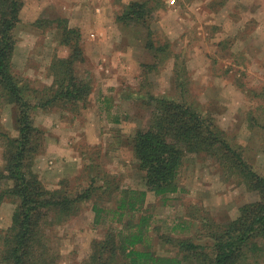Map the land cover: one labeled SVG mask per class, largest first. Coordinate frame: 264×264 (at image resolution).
I'll list each match as a JSON object with an SVG mask.
<instances>
[{
  "label": "rangeland",
  "instance_id": "rangeland-1",
  "mask_svg": "<svg viewBox=\"0 0 264 264\" xmlns=\"http://www.w3.org/2000/svg\"><path fill=\"white\" fill-rule=\"evenodd\" d=\"M131 1L25 0L15 29L14 72L35 88L50 85L51 62L70 52L62 42L68 22L82 33L85 59L77 62L76 72L93 84L86 104L34 111L44 145L30 161L31 169L50 189L61 186L63 179L77 188L90 184L93 177H106L115 188L98 189L93 199L100 203H115L122 189H146L130 139L151 119L152 106L143 96L179 95L184 88L189 98L215 116L233 141L244 145L247 158L264 172V129L251 123L253 117L264 122V94H253L264 92V0H176L174 4L151 0L156 7L148 18L151 33L147 25L120 19ZM150 39L166 48H148ZM104 60L107 70L102 72ZM177 68L183 88L174 76ZM99 73L105 74L98 79ZM111 83L117 87L99 98L98 91L115 86ZM90 100L95 106L83 111ZM16 115V105L0 99L1 186L9 184L1 177L7 139L1 131L18 136ZM180 185L166 203L154 193L147 196L146 205L155 214L150 244L161 253H176L165 237L180 222L189 223L192 211L222 222L235 218L242 204L258 198L240 177L227 174L206 152L186 155ZM94 200L86 201L81 213L67 222L51 225V245L60 254L57 264H83L93 240L105 234L109 222L104 219L110 216L96 222ZM15 207L9 198L0 204V234L11 225ZM196 228L179 227L173 233L192 236Z\"/></svg>",
  "mask_w": 264,
  "mask_h": 264
},
{
  "label": "trees",
  "instance_id": "trees-1",
  "mask_svg": "<svg viewBox=\"0 0 264 264\" xmlns=\"http://www.w3.org/2000/svg\"><path fill=\"white\" fill-rule=\"evenodd\" d=\"M24 5L25 0H0V99L16 105L19 131L17 137L1 131L7 138L1 177L9 184L0 185V204L9 198L16 207L11 225L0 234V261L2 264H57L60 254L51 245L48 233L51 225H60L81 213L86 201L97 198L98 189L104 187L108 191L115 187L106 177L101 178V184H97L101 179L93 177L83 187L74 188L71 181L63 179L61 186L50 189L29 166L44 145L43 130L35 124L34 111L59 105L78 107L79 102L86 104L93 84L76 72L77 62L85 59L80 44L82 33L68 22L62 32V42L68 44L70 52L56 56L51 62L54 79L50 85L35 88L14 72L15 29ZM155 8L151 0H132L120 19L147 25L151 33L148 18ZM148 48L159 51L166 47L156 46L150 39ZM175 72L180 87L184 80H180L182 74L178 68ZM180 94L143 96L149 98L148 104L152 106L151 119L146 126L137 128L130 139L146 189H122L115 203L96 200L91 203L95 221L100 223L106 215L110 216L104 219L109 227L102 238L93 240L83 264H264V172L254 167L244 145L233 141L211 112L189 98L184 88ZM253 94L257 97L264 92ZM251 120L252 125L259 124L264 129L259 117ZM190 152H206L214 157L227 174L240 177L258 198L242 204L235 218L222 222L192 211L189 223L180 222L165 237L176 253H161L150 244L155 214L146 205L147 196L149 192L154 193L166 203L170 194L180 191L181 169ZM192 226L197 227L196 235L173 233L179 227L184 230Z\"/></svg>",
  "mask_w": 264,
  "mask_h": 264
},
{
  "label": "crops",
  "instance_id": "crops-1",
  "mask_svg": "<svg viewBox=\"0 0 264 264\" xmlns=\"http://www.w3.org/2000/svg\"><path fill=\"white\" fill-rule=\"evenodd\" d=\"M69 24V23H68ZM71 24V25H70ZM69 24V26H75V25H73L72 23H70ZM88 55H89V53H88ZM106 64H107V62H106V60H104V61H102V65H101V69H102V72L103 71H105V70H107V66H106ZM108 71H109V69H108ZM92 74H94V75H96L95 73H92ZM105 73H99V74H97V77H98V79L99 78H101V76L102 75H104ZM104 79L102 78V81H103ZM105 82V81H104ZM112 84V83H111ZM110 84V85H111ZM112 85H115V84H112ZM115 87H117L116 85L115 86H109L108 88H106V89H100L99 91H98V94H99V98L100 97H104V96H106L107 95V93L106 92H108L109 90H112V89H114ZM92 97V96H91ZM99 98H98V100H99ZM93 100V99H92ZM92 100H90V102H89V106L88 107H86V108H84L83 109V111H88L89 109H93V107L95 106L93 103H95L94 101H92ZM106 100V99H105ZM99 108V107H98ZM96 110V109H95ZM116 121H120V117H117L116 119H115Z\"/></svg>",
  "mask_w": 264,
  "mask_h": 264
},
{
  "label": "built area",
  "instance_id": "built-area-1",
  "mask_svg": "<svg viewBox=\"0 0 264 264\" xmlns=\"http://www.w3.org/2000/svg\"><path fill=\"white\" fill-rule=\"evenodd\" d=\"M175 1H176V0H171L172 4H174V3H175Z\"/></svg>",
  "mask_w": 264,
  "mask_h": 264
}]
</instances>
